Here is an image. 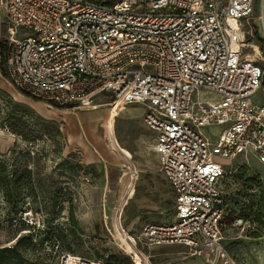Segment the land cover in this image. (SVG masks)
<instances>
[{
  "label": "built area",
  "instance_id": "1",
  "mask_svg": "<svg viewBox=\"0 0 264 264\" xmlns=\"http://www.w3.org/2000/svg\"><path fill=\"white\" fill-rule=\"evenodd\" d=\"M263 3L0 0L8 86L50 109L88 110L100 94L112 98L105 107H142L174 215L144 224L133 238L137 247L221 254L220 184L228 162L252 157L264 166V101L252 100L264 78V52L260 63L244 55L259 7L264 37ZM206 127L218 128L215 140Z\"/></svg>",
  "mask_w": 264,
  "mask_h": 264
},
{
  "label": "rangeland",
  "instance_id": "2",
  "mask_svg": "<svg viewBox=\"0 0 264 264\" xmlns=\"http://www.w3.org/2000/svg\"><path fill=\"white\" fill-rule=\"evenodd\" d=\"M258 9L251 21L252 48L244 55L260 63L264 37ZM5 38L2 27L0 74L4 86L0 88V162L6 165L8 179L13 181L9 194L0 191V249L12 248L18 239L32 236L30 244L18 246V258H4L3 264H60L66 255L98 263L115 255L131 264L129 251L122 243L124 238L140 252L139 255L130 253L132 264H264L263 165L252 157L228 162L220 184L225 207L221 254L213 251L208 258L202 253L190 256L194 249L177 245L137 247L133 238L144 224L168 223L174 215L172 191L158 172L156 155L150 147L151 135L140 120L142 107H124L123 115L114 122V136L132 154L138 171L99 158L98 162L87 164L83 160L85 151L76 141L78 138L87 145L76 115L84 119L93 110L108 108L104 104L112 98L100 94L94 97L96 105L88 109L91 111L67 108L73 114L60 115L53 110L56 107L47 108L45 103L13 89L3 73ZM199 96L210 94L200 92ZM252 100L264 101V78ZM41 113H50L52 118H44ZM103 131L104 124H101L100 137ZM202 132L215 140L218 128L206 127ZM24 168L31 172V187L14 182ZM130 183L135 187L128 191V199L123 198ZM122 202L126 205L120 206ZM114 211L120 215L117 231L112 223ZM236 220H241V225L238 221V226H233Z\"/></svg>",
  "mask_w": 264,
  "mask_h": 264
},
{
  "label": "bare ground",
  "instance_id": "3",
  "mask_svg": "<svg viewBox=\"0 0 264 264\" xmlns=\"http://www.w3.org/2000/svg\"><path fill=\"white\" fill-rule=\"evenodd\" d=\"M105 109H102L101 111H98L96 113L95 123L94 125H92V128H93L92 130H91V127L85 126V131L87 132L88 139L94 140V142L98 146L99 151H102L105 154V156L108 158V160L116 162L122 168H128L133 171L137 170L138 168H137V164L135 163V161L131 157H129V155L125 152V150L118 144L116 140L117 138H115L114 136V122L116 118L119 117V114H117V112L114 111L115 110L114 106L108 107V110L106 111ZM98 120H100V125L104 124V131L101 137L99 136L98 131L97 132L95 131ZM0 135H1V132H0ZM127 186H128L126 189L127 193H125L123 198L128 199L129 198L128 191L134 189L135 185L130 183ZM125 205H126L125 202H122L120 204V206H125ZM119 220H120L119 213L117 211H114L113 217H112V223L115 226L116 231L120 228L119 223H118ZM119 232H122V231H119ZM122 243L124 244V246L130 253L134 255H139L140 253L139 250L136 249V247L133 246L131 242L128 241L126 238L122 239ZM72 257L73 256L68 255V257L65 258L66 259L65 264H80V262L87 263L89 261L81 257H75L78 260L73 259ZM89 262L93 264H102V263L92 262V261H89Z\"/></svg>",
  "mask_w": 264,
  "mask_h": 264
},
{
  "label": "crops",
  "instance_id": "4",
  "mask_svg": "<svg viewBox=\"0 0 264 264\" xmlns=\"http://www.w3.org/2000/svg\"><path fill=\"white\" fill-rule=\"evenodd\" d=\"M263 9H264V3H263ZM2 79L3 78H2V76L0 74V88H3V86H4ZM129 107H136V106H129ZM103 109H105V108H103ZM53 110L54 111H57V113L60 114V115H71V114H73L70 110H67V109H56V108H54ZM73 110H77V109H73ZM80 110H82V109H80ZM106 110H108V108H106L105 111ZM88 111H91V110H88ZM114 111L117 112V114H119V117L116 118V119H119L123 115L124 108L123 109L115 108ZM97 112H98V110L91 111L86 116V118H84V119H81L79 116L76 115V120H77L78 127L81 130L83 136L85 137V141L87 143V145L85 146V144H84V142H82V140L76 138L77 143L80 144L82 146V148L84 149V151H85L84 156H83V160H85L87 162V164H94V163L98 162L99 159L101 161H103V162L117 164L114 161H110L108 159H105L104 158V155L99 151L98 147L94 143V140L88 139V137H87V135L85 133V130H84L85 129V126L91 127V130L93 129L92 128V125H94V123H95V116H96V113ZM41 116L44 117V118H52L51 115H50V113H48V114L41 113ZM141 119H142V117H140V120ZM99 126H100V120L97 121L96 129H95L96 132L98 131L97 129H99ZM148 132L151 135V139H152L151 140L152 142H151V146L150 147H151L152 152H154V149H153L154 133L151 132V131H149V130H148ZM125 152L129 155V157H131L133 159V156H132V154L129 151L125 150ZM155 155H156L157 166H158V156H157L156 153H155ZM135 171H138V169L135 170ZM158 172H159V170H158ZM170 247H172V245Z\"/></svg>",
  "mask_w": 264,
  "mask_h": 264
},
{
  "label": "trees",
  "instance_id": "5",
  "mask_svg": "<svg viewBox=\"0 0 264 264\" xmlns=\"http://www.w3.org/2000/svg\"><path fill=\"white\" fill-rule=\"evenodd\" d=\"M4 73V71H3ZM25 95V94H24ZM27 96V95H26ZM72 106H69L67 108H71ZM17 169L13 172L11 175V178L14 177L16 174ZM30 170L24 168L20 170V175L14 179V182L16 185H22L26 187H31L32 186V180L30 178ZM8 172H7V167L5 164L0 162V191L5 192V194H9L10 192V187L12 184L13 180L8 179ZM257 221H259V217L257 218ZM33 229V228H32ZM31 236L32 234H29L28 236L18 239L12 248H2L0 249V264L5 263L4 258H18L20 255L18 253V246L21 245L22 243L25 244H30L31 242ZM50 240V239H48ZM128 261H120L117 256L115 255H109L104 259V262L102 264H128Z\"/></svg>",
  "mask_w": 264,
  "mask_h": 264
}]
</instances>
